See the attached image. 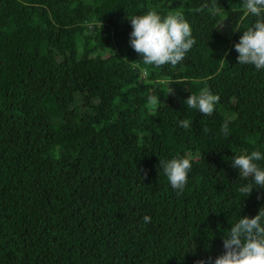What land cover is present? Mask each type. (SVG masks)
Masks as SVG:
<instances>
[{
  "label": "trees",
  "instance_id": "obj_1",
  "mask_svg": "<svg viewBox=\"0 0 264 264\" xmlns=\"http://www.w3.org/2000/svg\"><path fill=\"white\" fill-rule=\"evenodd\" d=\"M205 3L0 0V264L214 261L258 215L264 189L232 167L264 154V70L234 49L255 17L242 0H217L215 15L196 11ZM149 11L190 24L178 65H144L130 47L129 18ZM203 88L220 97L211 116L184 103ZM173 158L192 162L182 193L159 167Z\"/></svg>",
  "mask_w": 264,
  "mask_h": 264
},
{
  "label": "clouds",
  "instance_id": "obj_2",
  "mask_svg": "<svg viewBox=\"0 0 264 264\" xmlns=\"http://www.w3.org/2000/svg\"><path fill=\"white\" fill-rule=\"evenodd\" d=\"M242 7L255 20L243 30L239 42L234 45L238 53V64L254 66L257 71L264 70V0H242ZM205 8L213 15L221 10L217 0H211L210 7L205 3L196 11L201 12ZM129 19L132 27L129 44L142 57L144 65L156 68L169 64L176 66L185 59L196 43L192 28L182 13H169L162 17L155 11H149ZM233 31L241 29L236 25ZM219 100L218 95L203 88L198 95H190L184 103L189 108L198 109L204 116H211ZM158 103L160 101L157 96L148 97V104L153 109ZM190 124L187 119L180 121V127L185 130L190 128ZM223 129H227L226 124ZM260 161H264V154L258 150L252 151L250 154L233 157L232 167L239 169L240 176L251 178L256 188L264 189V168L260 167ZM159 167L163 169L171 188L182 193L192 167L190 158L160 160ZM252 190V183L238 188L244 197L249 196ZM143 220L149 223L151 217L144 216ZM223 249V254L214 261L212 257H208L207 260L197 261V264H264V207L260 208L254 218H239L232 225L230 231L223 236Z\"/></svg>",
  "mask_w": 264,
  "mask_h": 264
},
{
  "label": "rangeland",
  "instance_id": "obj_3",
  "mask_svg": "<svg viewBox=\"0 0 264 264\" xmlns=\"http://www.w3.org/2000/svg\"><path fill=\"white\" fill-rule=\"evenodd\" d=\"M222 28H223V29H226V28H227V26L225 25V23H224V25L222 26Z\"/></svg>",
  "mask_w": 264,
  "mask_h": 264
}]
</instances>
